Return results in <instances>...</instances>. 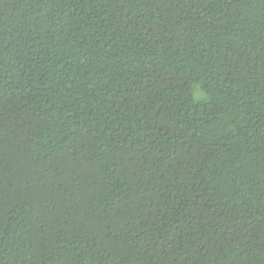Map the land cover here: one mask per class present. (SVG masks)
Here are the masks:
<instances>
[{
    "label": "trees",
    "instance_id": "obj_1",
    "mask_svg": "<svg viewBox=\"0 0 264 264\" xmlns=\"http://www.w3.org/2000/svg\"><path fill=\"white\" fill-rule=\"evenodd\" d=\"M0 264H264V0H0Z\"/></svg>",
    "mask_w": 264,
    "mask_h": 264
}]
</instances>
